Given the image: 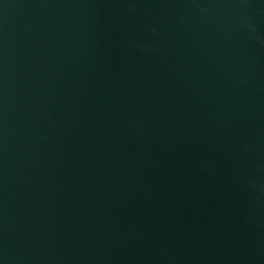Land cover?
Wrapping results in <instances>:
<instances>
[{"label":"water","instance_id":"water-1","mask_svg":"<svg viewBox=\"0 0 264 264\" xmlns=\"http://www.w3.org/2000/svg\"><path fill=\"white\" fill-rule=\"evenodd\" d=\"M0 264H264V0H0Z\"/></svg>","mask_w":264,"mask_h":264}]
</instances>
